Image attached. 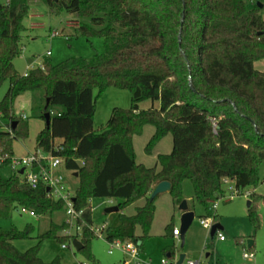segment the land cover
Instances as JSON below:
<instances>
[{
  "label": "trees",
  "instance_id": "trees-1",
  "mask_svg": "<svg viewBox=\"0 0 264 264\" xmlns=\"http://www.w3.org/2000/svg\"><path fill=\"white\" fill-rule=\"evenodd\" d=\"M41 1L52 13L75 14L76 33L89 40L102 38L104 51L56 65L45 59L44 69L23 76L14 61L22 52L23 20L31 0H6L0 5V84L10 83L0 101V114L10 120L9 130L0 129V218L10 217L18 206L39 216L52 215L64 206L47 194L46 185L32 188L20 171L10 168L14 140L29 134L27 121L13 113L14 102L24 92L40 90L45 103L50 99L41 117L50 112L51 123L38 132L36 150L60 155L64 168L77 173L73 203L82 211L76 220L81 231L70 237L59 235L69 223L51 221L38 235V244L21 251L14 240L30 237L34 226L0 229V264H62L39 256L45 238L80 241L79 251L97 264L90 248L95 235L90 227L94 197L119 200L118 219L106 230V239L133 242L141 251L153 225L158 195L151 198V194L159 182L171 183L173 203L180 205L182 182L190 179L194 198L206 207L207 216L209 205L223 197L228 180L233 181L236 195L250 185L256 187L264 162V71L254 66L264 59V17L258 3ZM108 87L129 89L131 106L114 108L106 125L95 130L93 90ZM147 99L159 101V107L141 109L139 103ZM147 124L154 126L147 152L172 135L171 152L157 157L159 169L136 161L133 137ZM56 145L62 150L56 151ZM250 195L248 215L258 228L254 201L264 196ZM141 199L145 202L134 214L123 213L127 205ZM138 226L141 234L136 233ZM173 229L167 225L166 234L172 235ZM173 254L170 250L169 256Z\"/></svg>",
  "mask_w": 264,
  "mask_h": 264
},
{
  "label": "rangeland",
  "instance_id": "rangeland-1",
  "mask_svg": "<svg viewBox=\"0 0 264 264\" xmlns=\"http://www.w3.org/2000/svg\"><path fill=\"white\" fill-rule=\"evenodd\" d=\"M247 1L261 3L263 5L261 14L264 17V0ZM5 3L6 0H0V5ZM78 23L79 20L75 14L67 12L55 14L41 0H31L28 16L23 20L26 30L23 32L21 42L22 52L14 61L18 72L23 74L31 65L34 66L33 69H36L45 59L56 65L71 57L92 58L95 54L103 53L102 38L94 37L89 40L82 34L76 33ZM52 32H57L58 35L51 37ZM48 51L50 55L47 56ZM9 85V80L0 84V101L6 94ZM93 95L95 99V130H100L106 125L114 108H129L131 106L129 89L108 87L100 92L95 88ZM14 104L15 110L18 111V114H24L28 123V136L16 139L13 143L14 158L21 159L36 151V136L45 126V120L41 114L44 112L46 103L43 92L37 90L24 92L17 97ZM159 105V101L149 99L139 103L141 109H148L152 106L159 107ZM9 121L8 118L0 114V128L2 130L7 123H10ZM153 133L154 126L145 125L142 133L133 137V145L137 162L147 166L156 165L159 169L160 164L157 163V157L159 154L171 152L172 135L171 133L167 134L150 152H147L145 148ZM58 173L64 177L66 187L72 196L79 183L78 178L74 175L75 172L63 167ZM4 174L8 176L10 170L6 169ZM182 191L184 200L188 202L189 210L195 214L192 223L185 232L184 245L182 246L180 237H172L166 234L165 227L168 224L181 229L182 211L179 209V205L173 203L170 192H163L156 198V213L150 236L143 240V251H140L138 256L142 264H162V259H165L167 264H177L181 254H184L186 259H199L201 257L204 264H264V198L261 197L254 201L260 221L258 228L248 215L249 201L252 198L250 192L264 196V162L259 167L258 184L256 187L254 185L246 187L243 194L236 195L233 181L228 180L224 185L223 197L209 205L210 216H207L206 207L194 198V187L190 179L183 180ZM109 199L108 197L91 199L93 224L95 226L105 224L113 227L116 224L118 213H107L106 209L118 205V202L110 203L108 202ZM143 203L144 201L141 199L136 203L129 204L123 209V213L133 214L136 206ZM214 203L218 205L217 209H213ZM207 217L212 219L214 223L223 226L224 229L221 232L226 238L224 242H221L217 235L214 240L211 239L210 229L204 227L200 222L201 218ZM51 221L56 224L70 223L59 235L70 237L80 233L76 230L75 220L67 214L66 204L61 209L54 211L52 215L41 216H31L29 213H22L16 208L10 217L0 218V229L9 230L16 227L23 230L27 224H32L34 231L30 237L14 240L15 246L19 250L25 251L38 244V235L48 229ZM67 231L69 235L66 234ZM105 233L106 230L97 232L92 238L90 248L94 261L97 264H125V261L128 264H134L137 259L132 258L122 250L109 251L111 242L106 239ZM136 233L141 234L139 226L136 228ZM72 240L71 238L70 242L63 243L55 238H45L40 244L39 256L45 261L59 259L62 264H95L74 247ZM249 240L254 242L252 247L248 244ZM243 247L247 250L252 249L256 255L255 259L246 260L243 258ZM170 250L174 251L172 256H168Z\"/></svg>",
  "mask_w": 264,
  "mask_h": 264
},
{
  "label": "built area",
  "instance_id": "built-area-1",
  "mask_svg": "<svg viewBox=\"0 0 264 264\" xmlns=\"http://www.w3.org/2000/svg\"><path fill=\"white\" fill-rule=\"evenodd\" d=\"M57 32H52L51 37L57 36ZM50 55V52H47V56ZM34 66L31 65L27 67L26 71L22 74L23 76H27L31 70H33ZM37 68L44 69V63H40ZM22 118L26 119V116L23 115ZM56 151L62 150V146L56 145L54 147ZM83 164V161L81 162ZM20 167V168H19ZM64 167V160L60 155H54L50 152L46 153L41 149H37L34 153H29L27 157H23L21 159L12 158L10 168L19 172L23 170L22 175L24 181L30 185L32 188L38 187L40 183H43L47 187V194L50 197H53L58 200H62L67 207V214L75 220H78L82 215V211H77L74 207L73 197L74 194L70 195V190L66 187L64 177L58 173L60 169ZM249 193V192H248ZM108 202L113 203L114 199L110 198ZM217 204H213V209H217ZM22 213H29L31 216H36L37 214L33 209H30L26 206H18L17 207ZM201 224L206 228H211L214 224L213 220L210 218H201ZM69 223V222H68ZM70 224V223H69ZM91 229L96 234L97 232H103L107 230L109 226H95L94 224L90 226ZM77 232L81 231V227L76 225ZM69 235L68 231L66 233ZM173 234L175 236H179L181 231L178 228L173 229ZM216 235L219 240H224L225 237L220 230H217ZM111 242L110 252L114 249L122 250L124 253L130 255L132 258L137 259L134 264H142V261L138 258L140 251L139 247L133 243L128 241L114 240ZM64 247L66 245H63ZM243 258L247 260L255 259V252L251 250L243 251ZM125 264H128L125 261ZM162 264H167L165 259H162ZM182 264H204L201 259H184Z\"/></svg>",
  "mask_w": 264,
  "mask_h": 264
},
{
  "label": "water",
  "instance_id": "water-1",
  "mask_svg": "<svg viewBox=\"0 0 264 264\" xmlns=\"http://www.w3.org/2000/svg\"><path fill=\"white\" fill-rule=\"evenodd\" d=\"M258 5L260 8L263 7V5L261 3L258 2ZM49 101L50 99L47 98L46 100V105H45V110L47 109L48 105H49ZM44 120H45V125L46 127H50V123H51V113L46 111L44 113ZM16 122L13 123V126H15ZM23 170L20 171V173H22ZM77 174V173H76ZM171 189V183L169 181H161L159 182L152 194H151V198H154L155 196L163 193V192H167V191H170ZM249 204H250V201H249ZM179 209L182 211V215H181V222H182V226H181V239H182V246L184 245V235H185V232L187 231L188 227L190 226V224L192 223L193 219H194V212L193 211H190L189 210V206H188V202L186 200H183L181 202V204L179 205ZM119 211V207L118 206H113V207H109L106 209V212L108 213H113V212H118ZM223 229V226L219 223H214L212 225V227L210 228V237L211 238H214L217 230H222ZM253 243L252 240H249L248 244L249 246H251V244ZM73 245L74 247L77 249V250H81L82 249V244L80 241H73ZM185 259V255L184 254H181L179 256V259L177 261V264H182L183 260Z\"/></svg>",
  "mask_w": 264,
  "mask_h": 264
},
{
  "label": "crops",
  "instance_id": "crops-1",
  "mask_svg": "<svg viewBox=\"0 0 264 264\" xmlns=\"http://www.w3.org/2000/svg\"><path fill=\"white\" fill-rule=\"evenodd\" d=\"M259 64V65H258ZM254 66H255V68L256 69H258V70H260V71H264V59L263 60H261V61H257V62H255L254 63ZM20 96V95H19ZM17 99V98H16ZM13 113L16 115V116H19V117H22L24 114H18V111H16L15 110V104H14V107H13ZM10 122V121H9ZM46 126V125H45ZM1 127V126H0ZM1 129V128H0ZM10 129V123L8 124H6V126L3 128V130H9ZM43 129V128H42ZM74 175L77 177V174L76 173H74ZM231 181V180H230ZM234 184V183H233ZM143 201H144V199H142ZM114 202H118L119 203V200H117V199H114ZM145 202V201H144ZM144 204V203H143ZM142 204V205H143ZM116 206H118V205H116ZM141 206V205H140ZM137 207V206H136ZM136 209V208H135ZM108 213V212H107ZM113 213H115V212H113ZM118 213V212H117ZM155 213H156V211H155ZM134 214V213H133ZM130 215H132V214H130ZM154 219H155V216H154ZM153 223H154V221H153ZM169 225V224H168ZM152 228V227H151ZM174 228H175V226H174ZM224 229V228H223ZM222 229V230H223ZM165 230H166V227H165ZM221 231V230H220ZM172 237H180L181 238V234L179 235V236H175L174 234H173V231H172V235H171ZM216 236V235H215ZM215 236H214V238H215ZM214 238H211L212 240H214ZM226 240V238L224 239V240H220L221 242H224ZM240 243H242V241H239ZM254 244V242L251 244V246ZM250 246V247H251ZM208 247V246H207ZM244 250H247L245 247H243V251ZM251 251H253L252 249H250ZM141 251H143V246H142V250ZM168 256H169V253H168ZM255 257H256V255H255ZM199 259H201V257H199ZM247 260V259H246ZM211 262H213V261H211Z\"/></svg>",
  "mask_w": 264,
  "mask_h": 264
}]
</instances>
